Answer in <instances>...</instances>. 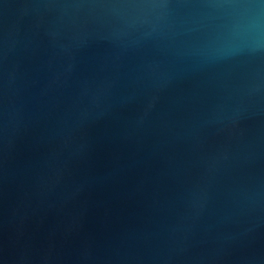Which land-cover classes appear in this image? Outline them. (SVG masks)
<instances>
[{
	"label": "water",
	"instance_id": "95a60500",
	"mask_svg": "<svg viewBox=\"0 0 264 264\" xmlns=\"http://www.w3.org/2000/svg\"><path fill=\"white\" fill-rule=\"evenodd\" d=\"M0 264H264V0H0Z\"/></svg>",
	"mask_w": 264,
	"mask_h": 264
}]
</instances>
